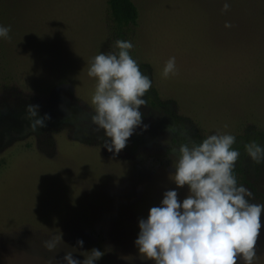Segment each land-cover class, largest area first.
<instances>
[{
	"label": "rangeland",
	"instance_id": "374dc122",
	"mask_svg": "<svg viewBox=\"0 0 264 264\" xmlns=\"http://www.w3.org/2000/svg\"><path fill=\"white\" fill-rule=\"evenodd\" d=\"M133 2L137 24L120 27L107 0H0V25L11 27L0 38V264H64L67 252L82 261L93 248L105 253L95 264H154L134 242L139 220L176 188L171 150L217 133L236 137L238 184L264 204V164L244 150L264 145V0H229L227 12L224 0ZM118 39L133 43L152 88L141 126L114 155L91 123L87 71ZM171 57L177 74L165 79ZM28 105L50 116L37 132ZM177 191L182 201L187 188ZM261 223L253 264H264V214Z\"/></svg>",
	"mask_w": 264,
	"mask_h": 264
},
{
	"label": "clouds",
	"instance_id": "9594fccd",
	"mask_svg": "<svg viewBox=\"0 0 264 264\" xmlns=\"http://www.w3.org/2000/svg\"><path fill=\"white\" fill-rule=\"evenodd\" d=\"M229 9V0H224L221 11ZM224 27L232 25L226 22ZM10 31V26L0 25V38L10 39ZM114 46L117 52L92 58L87 75L96 81L91 123L103 133L102 147L116 155L142 124L140 108L148 104L144 97L152 82L131 57L130 40L118 39ZM176 74V59L171 57L162 77ZM25 112L32 132L46 127L50 119L48 114L39 115L38 105H28ZM235 144V136L217 133L199 143L187 140L171 150L175 162L170 176L176 188L165 191L159 206L151 207L147 219L139 220L134 243L140 257L154 264H253L264 204L251 203V192L237 182L234 171L241 153ZM244 150L253 164H264V145L253 140L244 144ZM183 188L187 194L181 201L177 189ZM61 242L59 231L43 246L54 252ZM76 243L82 248L84 241ZM85 253L82 261L72 252L62 259L64 264H95L105 254L96 248Z\"/></svg>",
	"mask_w": 264,
	"mask_h": 264
},
{
	"label": "trees",
	"instance_id": "16d2710c",
	"mask_svg": "<svg viewBox=\"0 0 264 264\" xmlns=\"http://www.w3.org/2000/svg\"><path fill=\"white\" fill-rule=\"evenodd\" d=\"M108 10L112 21L120 27L134 26L137 24L139 12L133 0H107ZM234 174L237 182H243L244 175L240 169H236Z\"/></svg>",
	"mask_w": 264,
	"mask_h": 264
}]
</instances>
